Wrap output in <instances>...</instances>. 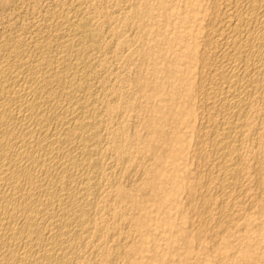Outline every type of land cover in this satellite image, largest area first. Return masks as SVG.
I'll return each instance as SVG.
<instances>
[{
  "label": "bare ground",
  "instance_id": "1",
  "mask_svg": "<svg viewBox=\"0 0 264 264\" xmlns=\"http://www.w3.org/2000/svg\"><path fill=\"white\" fill-rule=\"evenodd\" d=\"M206 8L199 47L187 44L178 56L184 72L193 75L192 81L180 79L183 99L194 108H187L188 123L195 125L196 140L189 152L193 166L173 174L160 168L159 146H165L173 164L183 161V149L168 146L169 136L181 141L177 132L168 135L145 120L147 137L135 148L117 140L123 136L119 129L105 149L121 159L118 165L127 173L110 174L105 205L98 201L104 138L95 127L90 82H86L90 80H85L90 59L69 39L57 38L51 44L54 50L44 47L49 39L40 51L33 42L31 46L38 49L33 53L32 48L29 53L28 48L11 43L5 46L6 57L1 47L0 264H97L100 238L109 235V228L114 235L104 252L105 264L128 263L129 256H136L130 264H264V246L261 253L254 252L264 243V228L259 226H264V0H209ZM89 24H74L79 33L76 44L85 50L95 47L96 34ZM183 40L184 35H178L172 45H182ZM166 72L177 75L171 67ZM146 151L157 169L155 178L144 179L141 188L150 190L158 219L146 206L142 216H135L136 203L126 202L125 188L131 186L132 175L143 170ZM124 162L129 163L127 168ZM181 179H188L189 186L181 187ZM163 180L167 184L160 187ZM179 195L184 206H178ZM103 210L111 211L110 218L99 216ZM255 213L258 217L252 219ZM175 214L186 215L178 223ZM248 214L251 218H246ZM129 226L131 230L123 233ZM259 228L263 236L247 232ZM225 234L235 241L225 240L221 249L217 240ZM203 237L201 249L210 250L213 258L204 262L192 250ZM240 244L245 249L236 253Z\"/></svg>",
  "mask_w": 264,
  "mask_h": 264
},
{
  "label": "rangeland",
  "instance_id": "2",
  "mask_svg": "<svg viewBox=\"0 0 264 264\" xmlns=\"http://www.w3.org/2000/svg\"><path fill=\"white\" fill-rule=\"evenodd\" d=\"M94 1L97 0H0V50L1 47H4L3 50H1L2 52H0L5 56V46L9 47L12 45L11 43H13L15 46L19 44L18 48L20 46L21 49L24 48L26 50V48H28L29 51L28 49L26 51L29 53L33 49V51H31V53H33L38 50L33 48L34 44L31 46V43L33 42H35V44L37 43L36 45H40L37 46L40 48L39 51L44 47H50L49 50H54L55 47L51 46L54 44L55 40L58 41L59 39V41L69 39L70 41H73V43L76 41L74 43L76 45L75 47H82V50L85 52L89 51L87 53L83 51L86 58L88 57L87 60L90 59L89 66L87 67H90V69H86L89 72V75L87 74L85 80H88L87 78L90 80L86 81L88 84L90 82L89 93L91 96H89L88 99L92 100L90 98H93V115L96 116V119H94L95 121H99H96L95 127L100 136H103L102 139L104 138V140L100 141V145H103L101 147L105 151L102 153L103 156L101 154L100 156H102V162L105 165L102 164V167H99V170H101L100 175L103 177V186H101V188L103 187L102 190L104 191V194H101V190L100 196L102 197L99 196L100 198L98 201L100 205H105V203L107 204L109 202L105 193L107 191V186L110 183V174L127 173V169H122V167H120L121 165H118L122 164L121 159L114 156V154L112 156L111 153L106 152L105 149L111 145L110 142L112 141L113 135L115 136L117 130H121V133H123V138L118 137L117 140H122L121 142L124 143L126 147L132 143V146H135V148L140 143L145 142V138L147 137L145 120L152 121L168 135L177 132L181 137V141L183 140L182 143L169 136L168 146L171 149L176 150L182 148L183 153L181 154V157L183 158V161L181 162V160H179L177 163L174 162L173 164L171 157L167 155L165 146H159L156 148V153L161 156L160 168L163 170L164 167V170L167 173L173 174L177 171L183 170L185 167L190 169L193 166L189 152L196 140L194 134L195 125L192 122L188 123L189 116L187 115V108H190L191 111H194V108L187 106L185 103L183 99L185 89L180 81L182 77H188L192 81L193 75L184 72V64L178 56L182 50L186 47L188 48L187 44H191V48L195 46L199 47V36L201 33L200 27L205 24L203 13L208 9L206 7L209 4V0H100L98 2L99 4H96ZM100 2H102V4ZM195 14L198 15L197 19H192V15ZM78 21L80 23H90L89 26L93 31V34H96L94 38L95 47L92 49L86 46L89 50H85V46L83 47L76 44L78 43L79 33L77 30L74 31V24ZM217 21L218 18L215 23ZM72 27L73 29H71ZM73 31L76 33L74 34ZM57 33L59 35H56ZM178 35H184L182 45H172ZM76 36L78 37L75 39ZM42 39L44 42L41 41L40 44V40ZM37 40L39 41V44ZM51 40L52 43H50ZM45 41H47L48 44L44 46ZM7 55L8 54L6 53V56ZM194 65L195 64L192 65V69L195 68ZM153 66L156 68L154 72ZM169 67L175 70L177 75L168 74L166 69ZM91 72H93V75H90ZM102 79L104 82H102ZM110 91L111 94H109ZM148 95L152 96L150 100H146L145 98ZM114 103L115 107L111 105ZM172 112H177V114L180 113L181 115H177L178 118H175L172 115ZM116 114L118 115L115 116ZM102 123L104 126L101 125ZM125 138L130 139V142ZM141 145L142 144L139 146ZM104 152L105 154L108 153L106 154L108 157ZM147 153H149V151H146L143 156V161L145 162L143 170L141 169L139 173H135V178H133L134 176L132 175L131 180L133 182L131 181V186L128 185L129 187L126 186L125 188L129 191L126 196V202H129V204L131 202L136 203L137 208L133 209L135 216H142L145 213L142 207L146 206V211L151 213L154 219H158L159 213H156L153 209V201L149 196L150 190L141 188L144 179L148 178L153 180L155 178V169H157L153 166L154 158L152 154ZM124 164L127 168L129 163L124 162ZM166 184V181L163 180L160 187H163ZM179 184L181 187H188L190 182L188 179H181L179 180ZM121 185L122 187H125L123 184ZM262 196L263 201L261 204L264 206V193ZM178 198V206H184L185 202L181 195H179ZM112 208L117 209L118 205L116 206L114 204ZM101 213L104 218H110L111 211L108 212L103 210L100 212L99 216ZM245 214L246 213H243L244 216ZM185 215L186 214L179 216L175 214L173 215V219L178 223H181ZM250 215L251 214H248L246 218H251ZM253 216L252 219L258 217L256 213ZM259 226L264 228L263 225ZM130 230L131 227L129 226L128 228L125 227L122 231L124 233V231ZM140 230H142V227ZM259 230L260 231L256 229H247V232L253 234L257 233L261 234L260 236H263V229L259 228ZM108 231L109 235L104 234L100 238V254L97 256V264H105L106 257H104V252L108 251L112 246V241L110 240L111 242H109V236L111 237V233L113 235L114 233L110 228ZM219 237L220 238L216 240L219 242H217V245L221 247V249H223V247L225 248L227 240L229 242L235 241V237L231 235L229 236V234ZM204 241L205 238L203 237L202 240L196 243L192 248L194 251L193 255H196L202 262H204L205 259L208 261L213 259L210 250L202 251L201 244L206 242ZM263 246L264 243H260L256 246L254 252L261 253ZM244 249V246L240 244L235 252H243ZM133 259H136V256H129L127 260L128 263L124 260L120 264H130Z\"/></svg>",
  "mask_w": 264,
  "mask_h": 264
}]
</instances>
